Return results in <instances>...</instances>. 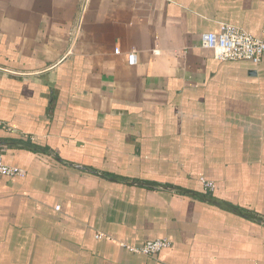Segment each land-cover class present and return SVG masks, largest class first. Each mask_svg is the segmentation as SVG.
Segmentation results:
<instances>
[{"label": "crops", "instance_id": "crops-1", "mask_svg": "<svg viewBox=\"0 0 264 264\" xmlns=\"http://www.w3.org/2000/svg\"><path fill=\"white\" fill-rule=\"evenodd\" d=\"M224 23L264 0H0V264H264V55Z\"/></svg>", "mask_w": 264, "mask_h": 264}, {"label": "built area", "instance_id": "built-area-1", "mask_svg": "<svg viewBox=\"0 0 264 264\" xmlns=\"http://www.w3.org/2000/svg\"><path fill=\"white\" fill-rule=\"evenodd\" d=\"M203 45L212 50L214 56L223 60H250L254 63H260L264 55V39L253 35L244 28L230 23H224L219 32H209L203 35ZM119 49L116 50L119 53ZM129 64L137 63V54L135 51L128 54ZM25 171L17 166L9 165L3 161L0 150V175L18 176L24 175ZM205 189L213 191L215 183L204 177L201 178ZM59 208V207H58ZM103 234H97L102 237ZM171 240L161 238L149 240L141 246L129 245L128 247L135 251L149 256H155L162 249L170 247Z\"/></svg>", "mask_w": 264, "mask_h": 264}]
</instances>
